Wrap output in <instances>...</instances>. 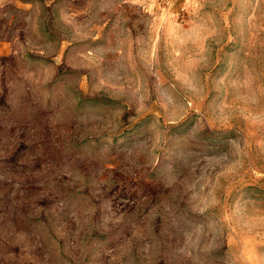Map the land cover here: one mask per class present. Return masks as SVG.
Returning a JSON list of instances; mask_svg holds the SVG:
<instances>
[{"label": "rangeland", "instance_id": "1", "mask_svg": "<svg viewBox=\"0 0 264 264\" xmlns=\"http://www.w3.org/2000/svg\"><path fill=\"white\" fill-rule=\"evenodd\" d=\"M0 264H264V0H0Z\"/></svg>", "mask_w": 264, "mask_h": 264}]
</instances>
